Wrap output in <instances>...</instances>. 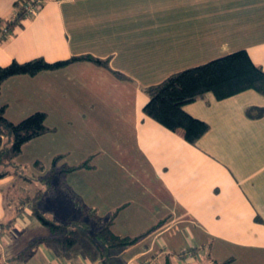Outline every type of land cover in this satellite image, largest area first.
<instances>
[{
	"label": "crops",
	"instance_id": "0c3cea01",
	"mask_svg": "<svg viewBox=\"0 0 264 264\" xmlns=\"http://www.w3.org/2000/svg\"><path fill=\"white\" fill-rule=\"evenodd\" d=\"M18 2L0 0V31L15 20ZM239 50L264 70V0H46L0 40V67L84 55L109 62L16 75L0 93V108L14 123L46 113L52 131L33 141L40 153L64 154L71 167L89 161L67 173L74 193L64 186L66 194L99 218L116 214L115 235L141 237L115 257L109 250V264H167V256L211 242L213 250H197L189 262L202 263L208 252L219 262L264 264V97L248 90L187 104L189 114L210 124L197 144L143 112L149 86ZM11 179L0 178V223L13 220L0 236V264H105L87 235L83 250L92 258L74 252L80 240L69 248L41 241L27 250L52 234L30 205L17 216L7 207Z\"/></svg>",
	"mask_w": 264,
	"mask_h": 264
},
{
	"label": "trees",
	"instance_id": "16d2710c",
	"mask_svg": "<svg viewBox=\"0 0 264 264\" xmlns=\"http://www.w3.org/2000/svg\"><path fill=\"white\" fill-rule=\"evenodd\" d=\"M25 3L24 0H19L17 3V15L15 20L6 21L4 23V26L9 29V33H1L0 40L12 36L15 25L19 24L20 21L26 17ZM83 60L109 68L108 60H103L92 55L73 57L69 60L54 63H49L44 58H36L24 63L13 61L7 66L0 67V93L3 83L10 77L21 74L33 76L41 71L61 69L73 62ZM114 73L118 77L124 78V75L121 73L115 71ZM248 90L256 91L264 97V70L253 62L246 50H239L205 64L173 73L162 82L149 86L146 89L149 101L144 106L143 112L170 131H181L184 138L189 143L197 144L210 130V124L189 114L185 110V106L206 94H212L216 100L222 101ZM46 117L47 115L45 112H35L20 122L14 123L5 116V108H0V178L12 177L9 183L12 188H9L6 193V205L8 208H14L15 216L21 213L26 205H30L34 215L50 229L52 234L50 239L42 238L32 242L27 250H30L41 241H56L64 248H69L75 245L77 240L75 237V230H73L70 238H65V236L61 238L60 236H63L64 233H70L69 225L52 222L40 211L37 202L42 196V194H40L42 191L39 190L35 192L32 189L34 186L32 182L44 179L34 174L29 175L33 177L36 176V179L31 180L33 177L27 176L28 174L26 170H24L25 168H22L16 162V158L21 154L22 147L25 143L52 131L46 125ZM59 159L60 157L54 159L52 170L47 172L50 173V176L53 178L59 175L60 177L62 175L65 176L66 173L90 167L89 161H86L78 166L65 167L60 170L57 167V161ZM35 164L38 165L40 169H43L40 162H36ZM53 178H51V180ZM19 180L25 183V185L28 184L29 187L27 186V191L26 189L25 191H19L13 188ZM51 188L50 186L48 189ZM32 192L33 194L35 192V194L32 195ZM68 195L75 199L76 206L79 208L82 207L86 214H90L91 218L95 220L96 225L93 227V230L90 223V225L84 229V232L99 249L105 264H109L107 259L109 250L113 248L131 247L140 240L141 237L139 236L135 238H125L117 236L112 232L111 226L116 214H113L108 219L99 218L95 212L82 206L78 196L71 195V192ZM12 221L13 220L7 223H0V227H7ZM203 249L204 247L198 249L195 247L193 248V260L199 257L197 250L202 251ZM26 253L27 251H24L22 256L19 257L26 256ZM175 258L176 257L172 255L167 256V264H175L174 260L177 259ZM200 258L202 259V263L200 264H232L233 262L232 258L219 262L212 258L211 254L208 252ZM186 264L191 263L189 262Z\"/></svg>",
	"mask_w": 264,
	"mask_h": 264
},
{
	"label": "rangeland",
	"instance_id": "374dc122",
	"mask_svg": "<svg viewBox=\"0 0 264 264\" xmlns=\"http://www.w3.org/2000/svg\"><path fill=\"white\" fill-rule=\"evenodd\" d=\"M54 133L60 132L61 130H58V128L53 129ZM47 134V133H46ZM105 139V138H104ZM34 139L30 140L29 142L25 143L22 147V152L20 155L17 156L16 162L18 165H20L22 168H25L26 173L29 175H36L41 176L44 180H35L32 182L33 190L36 191H42V196L40 200H38L37 204H39L40 211L50 219L52 222L59 223V224H67L70 227V233H64L63 236H60L61 238H70L72 235L73 230L76 231L75 237L77 238L76 243L78 240H80L79 249L76 251H82L87 252L90 255V258H92V255L87 251L83 250V246L85 245V242H87L86 234L84 232V229L88 227L91 223V228L93 230V227L96 225V222L93 218H91L90 214H86L84 209L82 207L76 206L75 199L71 196H67L66 191L64 189L65 187H68L73 193V189L68 184L67 179V173L65 176L60 175L58 177L53 178L50 176V172L52 170L53 161L56 157H60V159L57 161V167L61 170L65 167H71V165H66L67 160H64V154L58 155L55 158H48L44 156V154L40 153V150L38 148V145L33 142ZM33 142V143H32ZM27 146V147H26ZM64 161V162H63ZM124 161H128L127 159H124ZM36 162H40V165L43 167V169H40L38 165H36ZM62 162L63 164L58 165V163ZM86 162V161H85ZM90 162L93 163V160L90 159ZM36 176H29L33 177L31 180L36 179ZM9 178V177H8ZM51 178H53L51 180ZM11 182V181H10ZM9 182V183H10ZM6 182L7 184H9ZM4 185V186H5ZM64 185V186H63ZM28 184L25 185L21 180L13 187L15 189H18L19 191H26L28 190ZM52 187L51 189H48L49 187ZM7 188H11V186H7ZM6 188V189H7ZM24 188V189H23ZM34 192V194H35ZM31 193V191H30ZM70 194V192L68 191ZM32 192V195H34ZM39 222V221H37ZM42 224V222H40ZM46 235H49V229L46 226ZM88 237V235H87ZM213 243L211 242V245L209 248L206 246L203 250H213ZM120 248H113L111 249L110 255L112 257H115L116 255H119Z\"/></svg>",
	"mask_w": 264,
	"mask_h": 264
},
{
	"label": "built area",
	"instance_id": "2783aa9c",
	"mask_svg": "<svg viewBox=\"0 0 264 264\" xmlns=\"http://www.w3.org/2000/svg\"><path fill=\"white\" fill-rule=\"evenodd\" d=\"M26 3V17H34L36 16L40 10L42 9L44 3L46 1L44 0H24ZM2 34L9 33V29L6 27H3L0 31V37ZM3 228L0 227V236L2 235ZM194 256V250L193 247H188L180 251L177 255V259L180 262H183L184 264L188 263ZM142 264H151L149 262H144Z\"/></svg>",
	"mask_w": 264,
	"mask_h": 264
}]
</instances>
